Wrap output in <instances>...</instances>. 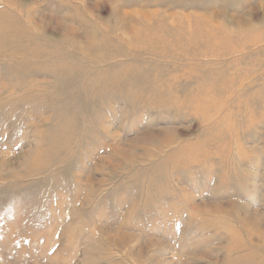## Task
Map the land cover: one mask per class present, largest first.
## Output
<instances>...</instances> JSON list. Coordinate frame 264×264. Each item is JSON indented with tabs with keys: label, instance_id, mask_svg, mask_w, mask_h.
I'll list each match as a JSON object with an SVG mask.
<instances>
[{
	"label": "rangeland",
	"instance_id": "1",
	"mask_svg": "<svg viewBox=\"0 0 264 264\" xmlns=\"http://www.w3.org/2000/svg\"><path fill=\"white\" fill-rule=\"evenodd\" d=\"M0 264H264V0H0Z\"/></svg>",
	"mask_w": 264,
	"mask_h": 264
}]
</instances>
